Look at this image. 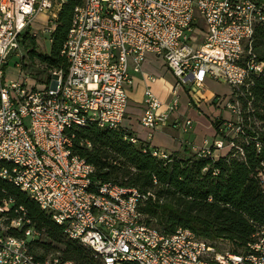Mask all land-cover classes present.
Masks as SVG:
<instances>
[{
  "label": "built area",
  "instance_id": "obj_1",
  "mask_svg": "<svg viewBox=\"0 0 264 264\" xmlns=\"http://www.w3.org/2000/svg\"><path fill=\"white\" fill-rule=\"evenodd\" d=\"M64 2L0 0V181L24 192L100 264H264V242H258L264 227L235 249L226 240L209 242L187 228L166 235L145 223L140 207L154 195L95 179V167L73 151L75 135L69 133L90 125L122 129L132 74L141 72L145 55L152 53L164 60L176 82L165 108L145 91L140 125L155 131L171 124L189 133L192 120H172L178 90L189 85V95L197 99L205 79L212 78L231 87L225 105L231 118L216 119L220 139L211 144L180 142L198 157L216 160L217 152L233 148L243 157L236 139L251 126L244 123L242 101L249 111L250 88L264 76V62L253 51L255 28L264 25V0H81L61 51L66 72L57 70L42 87L29 86L23 76L7 80L9 62L19 65L25 35H34L31 29L44 18L50 37ZM248 120L258 126L255 118ZM123 139L138 143L135 136ZM149 153L170 162L164 151ZM256 178L264 191V168ZM6 210L5 201L0 213ZM4 221L0 217V264H76L58 253L36 259L29 242L40 233L25 228L30 222L22 217L10 221V228L23 230L15 237Z\"/></svg>",
  "mask_w": 264,
  "mask_h": 264
},
{
  "label": "trees",
  "instance_id": "obj_2",
  "mask_svg": "<svg viewBox=\"0 0 264 264\" xmlns=\"http://www.w3.org/2000/svg\"><path fill=\"white\" fill-rule=\"evenodd\" d=\"M80 4L81 0H67L58 9L48 54L36 52L34 35L24 37L23 54L26 52L29 60H37L44 71H50L46 85L57 70H67L68 63L61 51L73 10ZM253 51L264 62V25L255 28ZM250 93L251 109L248 111L242 101V116L251 129L236 139L243 157L235 148L216 160L198 157L189 150L183 157L169 155L170 162H165L151 156L147 144L124 140L125 135H133L123 128L100 130L95 125L69 131L75 135L72 149L95 167L94 178L98 181L154 195V200L147 198L140 207L145 223L166 235L177 228H187L204 240H226L236 249L251 242L257 228L264 227V191L256 178L257 171L264 168V76L254 79ZM250 117L255 118L258 126L249 122ZM218 124L217 120L213 122L216 131ZM80 142H88L90 147ZM5 201L7 210L0 217L6 218L8 234L23 235V230L9 227L10 221L22 217L30 222L25 228L40 233L39 239L29 242L36 259L58 253L62 259L76 264H100L91 250L67 238L64 227L24 192L0 181V207Z\"/></svg>",
  "mask_w": 264,
  "mask_h": 264
},
{
  "label": "rangeland",
  "instance_id": "obj_3",
  "mask_svg": "<svg viewBox=\"0 0 264 264\" xmlns=\"http://www.w3.org/2000/svg\"><path fill=\"white\" fill-rule=\"evenodd\" d=\"M44 18H41L39 20V23H36L34 25V28L31 29L32 34L35 35V50L38 53L41 54H48L49 53V49H50V37L49 34H47V30H46V23L44 21ZM147 57V56H146ZM146 57L144 58V61L146 59ZM159 62H161V60H158ZM18 62V67H15L14 62L11 60L6 68L5 71V77L7 80H15V79H20L21 76H23L24 78H26L27 84L29 86H34V87H42L44 85H46V81L49 78V72L50 71H44V66L39 65V62L37 60H29V57L27 56V53L25 52L24 54L22 53V57L20 58V60L17 61ZM141 64V70L144 73V70L142 68ZM18 69L21 72V74H18ZM156 69V80L157 83H155L151 90L153 92H155V87L158 85V87H160L162 89V95H164L166 97V93L168 90V77L166 78H162V69L160 68V66H155ZM141 73V72H140ZM171 75V73H170ZM173 76V75H172ZM51 78V77H50ZM173 78L175 79V77L173 76ZM162 79H163V83H162ZM50 80V79H49ZM208 81V82H206ZM50 82V81H49ZM176 82V79L173 83V85L171 86V88L174 86ZM170 88V89H171ZM186 88H189V85L186 86ZM203 90L200 92L201 95L203 96V100H196L195 96H190L188 91L186 92L188 95V99L190 100V106L189 109L187 111V115L191 118V120L193 121V133L194 134H186L183 135L181 132L179 134H181L185 139L188 138V136L191 137L188 139H193L194 140V144L196 146L200 145L202 140L204 138L208 139V140H212L213 137H215V135H217V131L216 128L213 125V122L216 119H222V120H227L231 118L230 113L226 110L225 105L227 103V101L229 100V96L231 93V87L221 81L212 79V78H206L203 86H202ZM187 90V89H186ZM193 91V90H192ZM213 93V103H209L207 104L206 101V97L208 96V94ZM170 95H171V90H170ZM180 95V94H178ZM134 97L130 98V102L128 104V108L127 111L130 114L133 113H137L138 110L135 109V104L134 102H137L136 100L132 99ZM172 98V95L170 97V100ZM140 102V101H139ZM170 102V101H169ZM168 102V103H169ZM168 104H166L163 108H165ZM200 112V113H199ZM177 114L181 115L180 113L177 112ZM194 114L195 116H202V118L205 120V123H200L198 126V132H195L196 129V119H194ZM123 124L126 125L127 127L129 126L133 133L141 138V137H147V135L149 136L150 131L148 129H143L141 128L136 122H134V120H124ZM191 132V131H190ZM217 139H220V136L217 135ZM157 141H155L153 139V143H155ZM227 151H219L217 153H225ZM225 247L224 245H222V248ZM225 248H229V246H226Z\"/></svg>",
  "mask_w": 264,
  "mask_h": 264
},
{
  "label": "crops",
  "instance_id": "obj_4",
  "mask_svg": "<svg viewBox=\"0 0 264 264\" xmlns=\"http://www.w3.org/2000/svg\"><path fill=\"white\" fill-rule=\"evenodd\" d=\"M145 57H146L145 61L143 60V62H142V64H143L142 68H143L145 74H143L142 70H141V73L132 74L133 84L127 90L128 104L130 102V98L134 97L132 99L137 101V102H134V104L136 105L135 109H137L138 112L130 114L126 109L125 117L123 119V121L124 120H134V122H136L143 129H146V128H144L143 126L140 125L139 120H140V117H141L142 111H143V104L142 103H143L145 91L147 89H149L152 92V94L163 104V106H165L170 101V97H171L170 90L172 89L171 86L173 85V83L175 81V79L172 76L171 71L167 68L164 60L161 57L156 56L155 54H152V53L146 54ZM158 60H161V62H159ZM155 66H160V68L162 69V71H161L162 72V78L168 77V90H167V93L165 94L166 97L164 95H162L163 91L160 87H158V85L155 87V92H153L151 90L152 86L155 83H157V80H156V75H157L156 73L157 72H156ZM170 73H171V75H170ZM148 77L153 78L154 81L150 82ZM206 82H208V81H206ZM162 83H163V79H162ZM186 89H187L186 87H182L178 90V94H180V95H179V108H178L177 112L180 113L181 115L177 114V112L174 113L172 115L173 116L172 120L175 117L176 118L178 117L180 119L189 118L191 120V118L187 115V111H188L189 106H190V100L188 99V96H187L188 94L186 93L187 92ZM202 90H203V88H202ZM212 94L213 93H210L206 97L205 102L207 104H209L210 102L213 103L214 102L213 98L217 97V96L213 97ZM199 97L196 100L202 101L203 96L201 95V93H200ZM127 108H128V105H127ZM194 119L197 120L195 132H198L197 128H198L199 124L205 123V120L202 118V116H195V114H194ZM123 121H122V125H121L122 128L126 132L135 136L140 142L147 144L150 149H158V150L164 151L168 155H173L176 158L183 157L188 152H190L188 148L184 147L181 144V142H180L181 139H184V140L190 142L191 146H196L194 144V140H193L194 138L191 140L188 139L191 137L192 134H194L193 133V130H194L193 126L191 129V132L187 133V135L191 134L190 137L188 136V138H186V139L181 134H179L180 133L179 131L172 128L171 124H168L167 126L161 128L159 130H155V131H151L148 129L150 131V134H149V136L147 135V137L145 139V137H141V138L137 137L133 133L132 129L129 126L127 127L126 125L123 124ZM192 123H193V121H192ZM153 139L157 142L153 143ZM204 140H207V142L209 144H211L214 140H217V135H215V137H213L212 140H208V139L204 138L202 140L201 144L198 146H201ZM198 146H196V147H198ZM224 150L228 151L227 149H223L221 151H224ZM225 153L218 154V157L223 156Z\"/></svg>",
  "mask_w": 264,
  "mask_h": 264
},
{
  "label": "bare ground",
  "instance_id": "obj_5",
  "mask_svg": "<svg viewBox=\"0 0 264 264\" xmlns=\"http://www.w3.org/2000/svg\"><path fill=\"white\" fill-rule=\"evenodd\" d=\"M258 242H264V235H258Z\"/></svg>",
  "mask_w": 264,
  "mask_h": 264
},
{
  "label": "water",
  "instance_id": "obj_6",
  "mask_svg": "<svg viewBox=\"0 0 264 264\" xmlns=\"http://www.w3.org/2000/svg\"><path fill=\"white\" fill-rule=\"evenodd\" d=\"M65 1H67V0H65Z\"/></svg>",
  "mask_w": 264,
  "mask_h": 264
}]
</instances>
